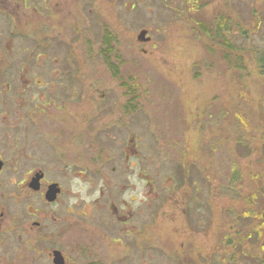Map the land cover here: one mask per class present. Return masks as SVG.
<instances>
[{
	"label": "rangeland",
	"instance_id": "obj_1",
	"mask_svg": "<svg viewBox=\"0 0 264 264\" xmlns=\"http://www.w3.org/2000/svg\"><path fill=\"white\" fill-rule=\"evenodd\" d=\"M61 5L60 16L51 18L55 28L46 35L51 41L41 42V58L65 55L72 46L81 55L75 85L83 92L91 89L95 119L90 126L96 124L97 155L83 159L84 168L139 164L132 158L124 160L123 150L140 148L141 162L145 160L148 169L151 228L141 224L137 213L141 234L121 237L119 243L109 240V252L103 253L99 233L106 229L97 218H90L97 230L84 223L88 228L84 233L69 208L61 220L56 218L60 226L55 222L54 228L72 230L41 242L37 233L27 232L26 244L0 248V264H52L50 254L56 246L69 264L89 260L97 264L96 258L99 264H117L112 249L122 250L121 264H264V72L253 56L264 50V0H64ZM30 16H24L14 37L15 50H20L16 63L25 62L26 80L43 73L36 59L35 33L28 26ZM217 17L232 19L231 40L240 47L229 53L234 61H241L239 68L229 65L223 55L226 50L209 40L207 30ZM73 21L76 26L83 23L80 35L68 26ZM5 22L8 33L11 21ZM143 28L152 40L139 44L137 36ZM105 31L115 38L111 61L120 70L118 75L103 57ZM143 47L147 53H142ZM24 88L31 97L47 91L34 85ZM12 93L19 94L17 87ZM135 99V112L125 114L126 138L121 127V136H105L99 118L107 116L110 107L121 110L116 108L118 100ZM81 104L89 102L82 99ZM15 110L23 112L22 107ZM78 111L75 120L72 111L52 110L46 123L77 129L84 119ZM84 123L88 126V121ZM52 134L59 136L57 155L85 149V143L69 142L63 130ZM1 152L9 149L3 147ZM48 165L52 172L61 168L55 162ZM9 173L7 169L0 177V213H9L10 219L24 213L29 227L24 182L9 183ZM118 206L122 214L123 206ZM57 207L62 212L61 205ZM86 207L89 216L98 217L90 201Z\"/></svg>",
	"mask_w": 264,
	"mask_h": 264
},
{
	"label": "flooded vegetation",
	"instance_id": "obj_2",
	"mask_svg": "<svg viewBox=\"0 0 264 264\" xmlns=\"http://www.w3.org/2000/svg\"><path fill=\"white\" fill-rule=\"evenodd\" d=\"M63 1L0 0V151L3 147L9 149V153H0V177L8 169L10 173L6 174V176L9 183L11 182L13 184L14 181L21 182V180L24 182V192L22 188L19 192H23L25 195L28 194L25 199L29 201L30 205L26 209V214L28 219L31 220V225L28 227L24 220V213H22L21 217L14 216L10 219L8 216L9 213L5 214L3 213L4 211H1L0 248H8L9 245L26 244L24 240L27 232L37 233L36 239L38 238L40 242L45 241L47 238L52 240L59 231L65 234L66 231H70L72 228L70 230L67 229L68 227L55 229L54 224L58 222L57 219L61 220L60 218L63 212H67L69 208H72L71 215L80 219L76 225L84 233L88 230L84 223H88L94 228L90 222V218H97L99 226L106 229L104 233L99 231V234L104 243L103 253H108L107 241L113 240L114 243H119L121 237L141 234L143 227L137 221V213L141 214V224L147 230L151 228V215L149 213L151 194L148 188L149 177L148 172H146L148 170L147 163L145 160L141 162L143 157L140 148L137 151L124 149V160L132 158L140 161V163H130L127 166H112L106 169L100 167H96L95 169L89 167L84 168L83 159L88 158L90 155L92 158H95L97 155L94 145V140L96 139L94 135L96 124L90 126V120L93 121L95 119V109L93 108L91 100V89L89 88L83 92V90H77L75 85V76L79 74L78 66L82 62L79 60L81 55H78L77 47L72 46L73 49L69 48L65 55H55L52 58L50 57L48 61L41 58V55L44 56V52L40 50V47L42 46L43 48L45 40L51 41L46 35L50 29L55 28L53 27L54 24L51 22V18L54 19L60 16L61 12H58L57 7L62 6ZM27 10L29 13L26 12ZM26 14L31 15V24L28 26H31V31L35 33L36 40L34 37L33 40H35L38 48L36 59L38 60L39 67L43 70L42 75L27 80L25 62L18 61L16 63V54L19 55L20 50L16 51L15 48L18 47L14 45V37L19 33L18 30H21L18 28L19 24ZM6 18H9L11 21L9 34L6 32ZM70 24L68 26L72 31L80 35L84 26L83 23L81 22L80 25L78 22L76 26L75 21H73ZM143 29L147 30L148 34L146 36L149 39L142 43L138 41L139 44H146L152 40L148 29ZM106 34L108 35L110 33L105 31L104 35L106 36ZM110 38L111 43L108 41L109 45L105 44V40H103V44L107 48L103 57L111 71L113 72L114 69L116 72L113 73L118 75L120 70L111 61L113 53L112 43L115 41V38H113V35ZM42 41L44 42L41 43ZM141 51L143 54L147 53L144 47L141 48ZM72 56L77 59V64L72 62ZM24 85L26 87L28 85L39 86L45 90L47 89L48 92L42 91L36 97H31L25 93ZM14 86L17 87V92L19 93L17 96H14L12 93V87ZM124 91L125 89L122 90V92ZM105 94L103 91L101 97L103 98ZM82 99L89 102V105L81 104L78 106V101ZM137 102L138 99L133 101L118 100L116 108L121 110L115 111L114 107L108 108L109 112L107 116L99 118L103 122L105 136L111 138L114 137L113 135L121 136L119 131L121 127V129L125 128L122 137L126 138L128 135V120L125 114L126 112H135L132 108H135ZM87 106L88 108L86 109ZM18 107H22V114L15 110ZM79 108L80 112L83 113L82 116L84 119H82L83 124L78 126L77 129L70 127L62 129V127H57L53 122H51V125L46 123L53 113L52 110H55L57 113H61L64 110L72 111L73 118L77 120L79 118ZM110 110L113 111L111 112ZM114 115H118V117L113 119L112 117ZM85 120L88 121V126L84 123ZM62 130L69 142L75 141L80 145L85 143L84 151L81 148L77 152L75 150L72 154L62 151L58 156L55 140L59 136L55 137L52 133H61ZM12 133H15V136L11 135ZM70 145L74 146L76 143ZM127 146L126 144L125 147ZM55 157H58V160L52 159ZM54 162L58 163L61 168L52 172L51 166L48 164ZM133 175L144 181V198L139 201L123 199L126 192L135 191V185L129 180V177ZM73 176H79L91 185L89 189L90 194L97 190L99 191V196L90 201V204L94 207L93 213L98 214V217L88 215L90 212L88 207H86L88 201L80 200L75 205L69 204V195L71 193L70 179ZM90 176H94V178H90ZM36 179L37 183H35ZM53 190L54 193H49ZM131 202H135L137 206ZM175 203L180 204L178 201ZM58 205H61L63 208L62 212L57 207ZM118 205L123 206L122 214H120ZM45 208L49 210L46 211ZM64 217L66 218V215ZM64 217L63 219H65ZM81 218H86L87 220L82 222ZM56 224L60 226L59 222ZM121 224L124 229L120 226ZM99 234L98 237L101 240ZM87 236L84 235L85 238ZM97 245L99 246V240ZM97 248L94 249L98 251ZM51 251L50 257L52 264H55L53 259L56 251L61 252L64 264L70 263L64 252L58 249L57 246ZM99 252H102V250ZM111 253L117 264L123 262L121 249H116L115 251L112 249ZM108 256L105 254L106 259L110 260ZM90 262L92 261L89 260L87 264H90ZM94 262L99 264L100 258H96Z\"/></svg>",
	"mask_w": 264,
	"mask_h": 264
},
{
	"label": "trees",
	"instance_id": "obj_3",
	"mask_svg": "<svg viewBox=\"0 0 264 264\" xmlns=\"http://www.w3.org/2000/svg\"><path fill=\"white\" fill-rule=\"evenodd\" d=\"M231 23H232V19L228 18V20H223L222 18L219 19V17H217L216 19H214L213 22H211L210 28L207 30V35L210 41L216 43L217 45L220 44L226 50L224 51L223 54L224 60L229 65L232 63L235 67L238 66L239 68L241 66V61H239V59L236 58H235L236 60L234 61V59L230 56L229 53L235 51L236 49L239 50L240 47V46L237 47L238 46L237 43L234 40H231L232 39ZM104 40H105V44H108V41L110 42L111 38L108 37V35L106 34ZM253 56L255 60L258 62V67L260 68V71L264 72V50H261L260 52L255 51ZM113 72L116 71L113 69Z\"/></svg>",
	"mask_w": 264,
	"mask_h": 264
},
{
	"label": "clouds",
	"instance_id": "obj_4",
	"mask_svg": "<svg viewBox=\"0 0 264 264\" xmlns=\"http://www.w3.org/2000/svg\"><path fill=\"white\" fill-rule=\"evenodd\" d=\"M129 180L132 184L135 185V191L126 192L123 196V199L130 201H139L140 199H143L144 181L139 179L135 175L130 176ZM90 187L91 185L88 182L82 180L79 176H73L70 179V191L73 195L69 199V204L75 205L80 200L91 201L96 199L99 196V191L97 190L96 192L90 194Z\"/></svg>",
	"mask_w": 264,
	"mask_h": 264
},
{
	"label": "water",
	"instance_id": "obj_5",
	"mask_svg": "<svg viewBox=\"0 0 264 264\" xmlns=\"http://www.w3.org/2000/svg\"><path fill=\"white\" fill-rule=\"evenodd\" d=\"M147 34H148L147 33V30H145V29L141 30L138 33L137 40L140 43H142L143 41L148 40L149 38L146 36ZM35 183H37V179H36ZM49 193H54V190L52 192H49ZM53 262H55V264H64L63 257L61 255V252L60 251H56L55 252V256H54Z\"/></svg>",
	"mask_w": 264,
	"mask_h": 264
}]
</instances>
